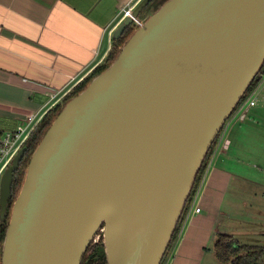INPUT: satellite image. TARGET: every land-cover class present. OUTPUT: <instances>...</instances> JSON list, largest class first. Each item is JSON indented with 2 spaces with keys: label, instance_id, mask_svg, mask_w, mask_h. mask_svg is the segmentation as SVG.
I'll list each match as a JSON object with an SVG mask.
<instances>
[{
  "label": "water",
  "instance_id": "obj_1",
  "mask_svg": "<svg viewBox=\"0 0 264 264\" xmlns=\"http://www.w3.org/2000/svg\"><path fill=\"white\" fill-rule=\"evenodd\" d=\"M153 0H140L119 39ZM264 64V0H166L118 57L63 105L31 156L7 223L14 172L0 178V264H81L101 231L108 264H162L196 176ZM153 183L127 255L125 207Z\"/></svg>",
  "mask_w": 264,
  "mask_h": 264
},
{
  "label": "crops",
  "instance_id": "obj_2",
  "mask_svg": "<svg viewBox=\"0 0 264 264\" xmlns=\"http://www.w3.org/2000/svg\"><path fill=\"white\" fill-rule=\"evenodd\" d=\"M129 2L140 0H0V130H15L28 114L40 121L63 103L106 59ZM251 95L255 104L233 114L207 161L165 264H222L214 244L223 233L261 244L253 239L264 227V209L256 206L251 220L237 212L244 182L264 160V75Z\"/></svg>",
  "mask_w": 264,
  "mask_h": 264
},
{
  "label": "trees",
  "instance_id": "obj_3",
  "mask_svg": "<svg viewBox=\"0 0 264 264\" xmlns=\"http://www.w3.org/2000/svg\"><path fill=\"white\" fill-rule=\"evenodd\" d=\"M166 0H164L165 2ZM163 2V3H164ZM132 26V25H131ZM130 27V26H129ZM129 27L124 31L123 35L119 39H112L113 46L111 50L109 51L106 59L102 64H100L98 67L95 68V70L86 77L82 82H80L64 99L63 103L55 106L51 110H49L44 117L39 121L37 126L34 128L33 132L31 133L27 145V151L24 155V158L22 159L20 163V167L14 172L13 177V183H12V193L11 198L9 199V206H8V212H7V219L6 222L8 223L10 220L12 208L15 199L17 198L19 194V190L22 187L23 181L25 179L27 167L29 165L31 156L33 155L35 149L41 142L43 136L51 126L52 122L55 120V118L60 113L63 105L67 100L70 98L78 95L81 91H83L89 82L94 78L96 75L102 73L106 68L109 67V65L118 57L121 47L124 45L125 41L130 37V34H127V31ZM264 75V64L262 68L260 69L259 73L256 75L250 86L248 87L246 93L242 97V99L239 101L236 108L233 110V113L229 117V119L233 116V114L237 111V109L240 107V105L251 95L257 84L261 81ZM219 136L216 138L215 142L213 143L211 149L209 150L197 176L196 180L193 186V189L190 193V196L188 198L187 204L185 206L184 212L181 216V219L175 229V232L173 234V237L169 243L168 251L171 250V248H174L177 239H178V233L180 231L182 220L184 219L187 210L189 208V204L195 195L196 190L199 187L200 181L203 177V174L206 170L207 161L209 160L210 156L213 153V150L217 144ZM5 232H6V224L0 225V256L2 251V244L5 238ZM215 254L218 259V261L222 264H259L264 257V246L256 245V244H245L239 242L234 236L230 234H219L217 236V239L214 244ZM167 259H165L162 264H165ZM81 264H108L106 253H105V245L103 242V238H101L97 242H92L86 254L84 255L83 261Z\"/></svg>",
  "mask_w": 264,
  "mask_h": 264
},
{
  "label": "rangeland",
  "instance_id": "obj_4",
  "mask_svg": "<svg viewBox=\"0 0 264 264\" xmlns=\"http://www.w3.org/2000/svg\"><path fill=\"white\" fill-rule=\"evenodd\" d=\"M163 2H164V0H153V1H151L147 5V7L141 12L140 16L135 20V22L132 24V26L129 27L127 34L131 35L137 27H139L143 22H145L149 18V16L158 7H160L163 4ZM251 99H253V98H251ZM261 103H259L258 106L255 108L252 107V110L259 109L261 106ZM249 109H250V107L247 106L241 112L245 113ZM253 133H255V132L253 131ZM259 137L264 140V132L260 131ZM262 143H264V142H262ZM259 167L260 168L258 171L255 169H252L253 173L249 174L248 179H247V180H249V182H247V183L244 182V187H243L242 192H241L242 195L239 194V196L241 197L240 206H239L238 212H237L241 217L239 219H243V218L248 219L250 217V219H248V220H251L252 219V212L254 213V208L256 206H261V208L264 209V160H260ZM255 181H258L257 185L254 183ZM256 190L258 192L260 191V194L258 196L254 195V191H256ZM263 217H261V218L263 219ZM231 222L234 223V220ZM261 222H264V219L261 220ZM242 224H245V223H242ZM100 232L101 231H99L94 236L93 243L99 241L102 238V233H100ZM253 242L261 243V244H257V245L264 246V227L263 226H260V229L257 231V236L253 239ZM250 243H252V242H250ZM172 251H173V248H171V250L169 251L166 259H168L171 256ZM259 264H264V257H263V260Z\"/></svg>",
  "mask_w": 264,
  "mask_h": 264
},
{
  "label": "built area",
  "instance_id": "obj_5",
  "mask_svg": "<svg viewBox=\"0 0 264 264\" xmlns=\"http://www.w3.org/2000/svg\"><path fill=\"white\" fill-rule=\"evenodd\" d=\"M136 3L127 4L124 6L121 11L119 12L118 23H121L125 18L132 15V11L137 5ZM252 95H250L237 109V111H242L247 106H253L255 104V100L251 99ZM236 111V112H237ZM25 123H20L16 127L15 130H0V178L2 172L7 168V166L13 161L16 154L19 150L26 145L29 140L31 133L33 132L34 128L39 123V119H36L34 114H28L25 118ZM229 121V120H228ZM228 123V122H227ZM221 131L218 140L223 137L224 132L226 130V126ZM218 142V141H217ZM191 202L189 204V208L185 215L189 216L191 214ZM194 212H200V208H196Z\"/></svg>",
  "mask_w": 264,
  "mask_h": 264
},
{
  "label": "bare ground",
  "instance_id": "obj_6",
  "mask_svg": "<svg viewBox=\"0 0 264 264\" xmlns=\"http://www.w3.org/2000/svg\"><path fill=\"white\" fill-rule=\"evenodd\" d=\"M141 189L127 202L124 215V227L121 240L129 255L138 239L140 230L146 221V211L152 196L153 183L148 180L141 184Z\"/></svg>",
  "mask_w": 264,
  "mask_h": 264
}]
</instances>
